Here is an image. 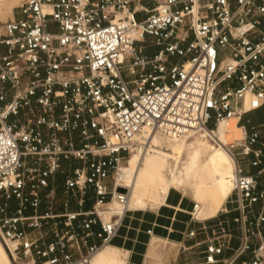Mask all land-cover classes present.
<instances>
[{"label": "built area", "instance_id": "built-area-1", "mask_svg": "<svg viewBox=\"0 0 264 264\" xmlns=\"http://www.w3.org/2000/svg\"><path fill=\"white\" fill-rule=\"evenodd\" d=\"M16 13L0 24V241L12 264H90L131 211L119 165L150 134L198 133L234 158L233 188L213 218L193 200L201 225L174 242L186 256L175 264H264V121L242 123L264 106V0H24ZM232 118L244 135L221 142Z\"/></svg>", "mask_w": 264, "mask_h": 264}, {"label": "bare ground", "instance_id": "bare-ground-1", "mask_svg": "<svg viewBox=\"0 0 264 264\" xmlns=\"http://www.w3.org/2000/svg\"><path fill=\"white\" fill-rule=\"evenodd\" d=\"M13 1L16 0H0L2 18L9 14L10 4ZM248 100L247 95L245 108H248ZM195 135L207 137L203 133L189 134L180 138L150 134L146 142L147 150L130 153L127 160L120 164L117 175H115L116 186L129 189L127 203L129 210L158 207L164 202L171 189L186 191L190 187L196 202L201 204L196 213L197 218L206 219L215 216L225 195L222 172L227 171V182L231 183L233 188L235 160L222 146L216 149L199 138H196L194 142H189L190 138ZM243 135L244 130L237 125V118H232L227 124L217 126L216 136L221 142L229 143L240 140ZM157 138L173 141L169 142L167 150L162 151L157 149L159 147ZM186 149L189 151V156L183 173L177 174L174 169H171L169 177L165 178L163 170L166 169L169 159L173 160L177 166ZM108 206L117 213L121 212L116 200L110 202ZM109 245L111 244L98 250L92 256L90 264H123L120 251ZM0 264H12L1 241Z\"/></svg>", "mask_w": 264, "mask_h": 264}, {"label": "crops", "instance_id": "crops-1", "mask_svg": "<svg viewBox=\"0 0 264 264\" xmlns=\"http://www.w3.org/2000/svg\"><path fill=\"white\" fill-rule=\"evenodd\" d=\"M17 17L18 14L15 12L10 19ZM263 121L264 106L246 114L242 123L250 131L251 126ZM183 194L170 190L164 202L160 206L154 207V210H131L125 216L118 236L109 245L125 253V264H142L143 257L147 254L149 243L152 240L178 242L183 239L182 233L196 229L201 225L199 222L189 220L187 212L191 210L193 201L188 200ZM233 215L234 213H231L221 218L231 219ZM207 223L210 224L212 221ZM94 230L97 231L98 227H94ZM148 230H151L150 235L147 233ZM202 238L203 235L201 234L194 239H186L184 242L186 246H189ZM193 257H197V252ZM185 259L186 256L180 257L177 262L182 263Z\"/></svg>", "mask_w": 264, "mask_h": 264}, {"label": "rangeland", "instance_id": "rangeland-1", "mask_svg": "<svg viewBox=\"0 0 264 264\" xmlns=\"http://www.w3.org/2000/svg\"><path fill=\"white\" fill-rule=\"evenodd\" d=\"M23 1L24 0L13 1L10 4L9 14L5 15L4 18H2L0 16V24L9 20L10 18H12L13 13H15L17 11V8L21 5V3ZM135 19L137 21H141V20H143V15L141 13H138L135 15ZM156 51H157V48H153L150 52H156ZM196 138H199L200 140L206 141V143L213 145V143L207 137H201L199 135H195L192 138H190L189 142H194ZM157 139H158V143H159V147L157 149L162 150V151L167 150L169 148V142L173 141V140H166V139H159V138H157ZM213 146L216 149L219 148L218 146H215V145H213ZM188 156H189V151L186 149L182 153L180 163L177 166H175L173 160L169 159L166 169L163 170L164 177L165 178L169 177L171 169H174L175 173H177V174L183 173L184 165H185V162L188 160ZM226 177H227V171L225 170L222 172L223 189L225 191V195H224V198L221 202L220 207L217 210V213L220 210V208L222 207V205L224 204L227 196L230 194V189L232 188V184L231 183L229 184L227 182L228 179ZM115 178H116V176H115ZM115 182H116V179H115ZM171 191L180 192V194L184 193L185 195L184 194L183 195L188 200L196 201L195 198L193 197L192 189L190 187H188L186 189V191H181V190L177 191L175 189H171ZM144 210L145 211L154 210V208H146ZM216 214H215V216H216ZM213 217H209V218H213ZM209 218H206V219H209ZM198 219L204 220L203 218H198ZM177 253H178V247L175 245L174 242L169 241V240H165V241H163V240L162 241L152 240L149 243V249H148L147 254L143 257L142 264H175V261L177 260ZM124 254L125 253L121 250L120 256H121V260H122L123 264H125V255ZM180 257L183 258L184 255L180 254L178 256V259Z\"/></svg>", "mask_w": 264, "mask_h": 264}, {"label": "trees", "instance_id": "trees-1", "mask_svg": "<svg viewBox=\"0 0 264 264\" xmlns=\"http://www.w3.org/2000/svg\"><path fill=\"white\" fill-rule=\"evenodd\" d=\"M210 126L212 127L213 125H212V124H210ZM171 192H173V191H171Z\"/></svg>", "mask_w": 264, "mask_h": 264}]
</instances>
